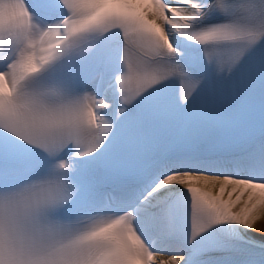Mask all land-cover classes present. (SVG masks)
I'll use <instances>...</instances> for the list:
<instances>
[{"label": "snow or ice", "instance_id": "1", "mask_svg": "<svg viewBox=\"0 0 264 264\" xmlns=\"http://www.w3.org/2000/svg\"><path fill=\"white\" fill-rule=\"evenodd\" d=\"M262 211L264 0H0V264H264Z\"/></svg>", "mask_w": 264, "mask_h": 264}, {"label": "bare ground", "instance_id": "2", "mask_svg": "<svg viewBox=\"0 0 264 264\" xmlns=\"http://www.w3.org/2000/svg\"><path fill=\"white\" fill-rule=\"evenodd\" d=\"M233 210L237 211L238 208H234ZM260 233H264V211L258 214V218L253 223V229L250 230L249 235H252L256 237L257 239H260V236H259Z\"/></svg>", "mask_w": 264, "mask_h": 264}]
</instances>
